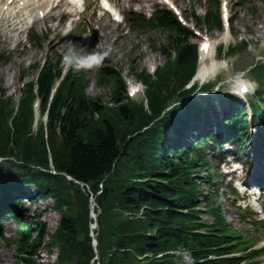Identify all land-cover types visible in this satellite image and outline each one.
<instances>
[{
  "label": "trees",
  "instance_id": "obj_1",
  "mask_svg": "<svg viewBox=\"0 0 264 264\" xmlns=\"http://www.w3.org/2000/svg\"><path fill=\"white\" fill-rule=\"evenodd\" d=\"M214 2L215 10L203 19L210 29L222 28L219 0ZM160 26L170 32L162 51L172 49L176 57L170 56L154 75L145 70L139 74L148 110L128 97L124 79L112 68L100 69V76L101 83L115 85V108L86 93L84 74L73 65L53 93L64 65L61 55L24 84L17 110L11 98L4 99L5 88L0 85V158L10 164L0 166L2 198H9V189L31 184L38 197L51 196L64 208L48 239L44 229L34 235L27 232V224H19V264H35L33 255L42 246L58 249L57 264H176L181 256L174 252L182 248L193 264H239L249 257L228 256L246 248H241L240 237L231 234L220 207L211 209L214 224L200 218V188L208 181L194 169L207 163L196 149L191 150L193 159L189 154L179 156L164 141L169 126L182 127L195 113L196 99L183 100L197 90V86L186 88L196 71L197 44L189 42L192 32L167 10ZM246 47L243 43L227 51L220 48L219 53L234 56ZM251 73L260 86L254 101H261L264 64H257ZM37 98L46 124L42 120L35 124L32 104ZM231 124L241 125L234 120ZM91 196L97 203L95 211L100 210L95 231L99 260L92 245ZM19 201L10 199L17 208ZM204 201L212 205L207 198ZM10 215L21 218L14 211Z\"/></svg>",
  "mask_w": 264,
  "mask_h": 264
},
{
  "label": "rangeland",
  "instance_id": "obj_2",
  "mask_svg": "<svg viewBox=\"0 0 264 264\" xmlns=\"http://www.w3.org/2000/svg\"><path fill=\"white\" fill-rule=\"evenodd\" d=\"M172 1L175 2L181 11L187 24L186 27L192 32L189 42L200 44L204 37H209L217 48L221 44L228 46L229 44L240 41H245L250 44L246 50L239 52L236 56L226 58L217 56L218 60L216 59L215 61L224 63L223 68L216 73V76L210 75L207 77L205 79L206 82L209 80L215 82L218 80L222 81L221 84H223V87L221 91L223 93L232 91L231 87L239 77L255 82L250 69L256 63H264V0H228L233 36L228 35L227 39L224 37V30L222 31L217 28L212 30L203 21L206 11L215 10L214 0ZM151 2L156 9L166 8L164 4L157 0ZM93 8H89L84 12L81 19L78 22H74L71 28L67 20L63 19L61 32L53 31L56 28V18L49 23H36L35 31L32 34H35L42 40L45 38L43 44H39L38 40L28 39L23 44V49L20 52L12 51L10 53L8 51L4 52V44L0 46V85L5 88L6 96H4V99H7V97L11 98L12 103L15 105V110L18 107L17 103L19 102L20 96L25 94L24 84L36 78L38 65L54 59L58 54L68 56L76 53L75 60L77 66L85 73L86 93L91 98L100 99L103 105L109 108L117 107V103L112 99V92L115 85L110 82L101 83L97 70L99 65L104 69H113L114 67L115 72L124 79L125 85L128 91H130L129 88L133 82L142 86L139 74L143 70L153 72L155 67L164 65L170 56L174 59L175 54L172 49L168 50L166 54L162 51L165 48L163 46H166L169 41L170 32L168 30L154 28L145 23L138 29L136 26H133V30L128 32V29L124 28V26L117 25L107 15L100 17V14L94 13ZM219 8H221V4ZM133 16L135 18L137 17L134 14ZM102 24L106 25L105 33L100 29L98 30ZM69 29H72V31L67 34ZM98 38L107 40L108 42L105 45H101L98 43ZM28 53H34L35 56L29 57ZM187 87L189 86L187 85ZM130 99L140 104L144 103L143 106L148 110L145 104L147 100L144 97L143 86L141 91ZM186 100L187 98L184 101ZM125 102L127 101L125 100ZM36 109L37 111L39 110L38 106ZM262 114L264 116V112ZM209 117V121L211 122V115ZM203 121L201 120L197 123L204 129L206 123L205 121L203 123ZM259 123L260 121L254 126L258 132H262L264 131L262 126L264 124ZM205 157L212 163V171L215 172L218 170L216 167L218 160L213 158V155L208 154L207 151L205 152ZM9 165L5 161L0 162V166ZM194 174L197 176L204 175L205 170L202 167L198 168L194 170ZM223 181L224 178L219 173V179L216 183L227 185V182ZM29 187L28 191L32 193L34 188L33 186ZM201 189L203 190L202 197L205 195L208 196V193H210V203L213 208L223 206L226 221L229 224H234L232 226L233 229L236 227L239 230L242 229L245 236L253 240L257 239L258 244H264L263 225L260 224L257 227L252 223L250 218H245L247 214L238 211L237 207L233 204V201H235L234 198L227 190L224 191L223 187H221L218 193L213 194L210 187L204 185ZM93 205L94 203H92V207ZM23 207L28 209L25 214L27 221H32L33 223L39 222L38 228L35 227L34 235L39 230L44 229L45 238L48 239L62 218V212L54 199H35L31 203L25 202ZM35 214L38 216L36 218L37 221H35ZM205 218L208 221H212L211 216L208 214L205 215ZM16 230L15 223L9 220L5 222L4 227L0 230V252L5 253L7 256L5 257V264H19L17 262L16 251V242L19 236ZM57 251L58 249L56 247L50 249L47 246H42L33 255V260L35 264H57ZM180 252L181 254L179 252L176 253L177 256H181L176 259V264H193L189 252H185L183 248L180 249ZM260 263L264 264V257L260 259Z\"/></svg>",
  "mask_w": 264,
  "mask_h": 264
},
{
  "label": "bare ground",
  "instance_id": "obj_3",
  "mask_svg": "<svg viewBox=\"0 0 264 264\" xmlns=\"http://www.w3.org/2000/svg\"><path fill=\"white\" fill-rule=\"evenodd\" d=\"M53 2L54 0H0V32H6L12 39L16 37L19 38L30 26V21H32L33 17H35L34 20H36V22L41 20L36 18L39 11L48 10V12H50L55 10V4ZM78 2L81 3V0H74L73 3L77 4ZM82 6H84V4ZM76 7L75 9L78 10L81 8L79 5ZM72 11H74L73 8ZM105 27L106 25L102 24L99 26L98 30L100 29L105 33ZM225 39H227V36ZM102 40L103 39L98 38V43L101 45H105L106 42H108L107 40ZM203 45L207 47H204V50L201 52V63L195 76V79L199 81H204L210 75L219 72L224 64L214 60H212L211 63H207L206 61L212 57L213 44L204 40ZM28 56L34 57L35 54L28 53ZM5 257H7L6 254L0 252V264H5Z\"/></svg>",
  "mask_w": 264,
  "mask_h": 264
},
{
  "label": "water",
  "instance_id": "obj_4",
  "mask_svg": "<svg viewBox=\"0 0 264 264\" xmlns=\"http://www.w3.org/2000/svg\"><path fill=\"white\" fill-rule=\"evenodd\" d=\"M96 222H97V217H96Z\"/></svg>",
  "mask_w": 264,
  "mask_h": 264
}]
</instances>
